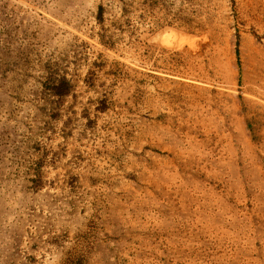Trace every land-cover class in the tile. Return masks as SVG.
Listing matches in <instances>:
<instances>
[{
    "label": "rangeland",
    "instance_id": "rangeland-1",
    "mask_svg": "<svg viewBox=\"0 0 264 264\" xmlns=\"http://www.w3.org/2000/svg\"><path fill=\"white\" fill-rule=\"evenodd\" d=\"M0 264H264V0H0Z\"/></svg>",
    "mask_w": 264,
    "mask_h": 264
},
{
    "label": "trees",
    "instance_id": "trees-1",
    "mask_svg": "<svg viewBox=\"0 0 264 264\" xmlns=\"http://www.w3.org/2000/svg\"><path fill=\"white\" fill-rule=\"evenodd\" d=\"M102 7H99V12L101 13ZM56 94H67L71 90V83L66 78L62 77L57 81L56 84H53L51 87Z\"/></svg>",
    "mask_w": 264,
    "mask_h": 264
}]
</instances>
